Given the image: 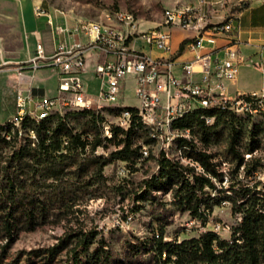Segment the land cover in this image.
Wrapping results in <instances>:
<instances>
[{"label": "rangeland", "instance_id": "1", "mask_svg": "<svg viewBox=\"0 0 264 264\" xmlns=\"http://www.w3.org/2000/svg\"><path fill=\"white\" fill-rule=\"evenodd\" d=\"M185 4L203 1L0 0V47L6 58L27 63L24 23L38 6L72 19H99L107 12L123 10L145 29L159 25L166 8ZM35 20L42 26L46 17ZM135 44L143 46L140 40ZM16 66L17 62L2 65L0 72ZM252 78L258 86L264 82L258 70ZM88 83L95 93L98 82L91 79ZM133 84L130 80L122 94L129 103L120 106L138 107ZM16 86L15 82L13 92L2 100L6 86L0 79V124L14 120ZM118 105L104 104L99 110L84 107L96 110L90 112L65 107L63 113L51 116L49 123L67 133L62 138L63 155L54 166L60 172L51 167L42 176L36 161L13 159L11 146H0V264H92L95 254L110 256L109 264H159L151 246L161 237L174 243L211 230L231 239L241 217L233 213L231 186L240 180L261 181L259 188L264 184V108L254 112L230 109L214 116L200 111L190 119V126L168 140L169 157L160 150L159 137L152 135V129L146 128L148 132L137 126L131 135V152L121 158L118 151L125 146L127 127L118 122ZM75 134L82 139L89 134L83 149L73 144ZM233 144L243 164L231 151ZM144 145L148 156L141 152ZM203 155H207L208 167L201 161ZM252 159L261 164L246 177ZM196 176L210 181L204 180L199 198L187 194ZM6 221L11 223L8 228ZM84 238L89 239L87 246Z\"/></svg>", "mask_w": 264, "mask_h": 264}, {"label": "built area", "instance_id": "2", "mask_svg": "<svg viewBox=\"0 0 264 264\" xmlns=\"http://www.w3.org/2000/svg\"><path fill=\"white\" fill-rule=\"evenodd\" d=\"M35 10L37 16L48 17L54 50L47 54L43 42L39 41L33 55L26 64L19 62L18 69L54 67L57 94L37 98L31 87L18 88L12 123L19 128L28 115H35L37 121L45 118L47 109L63 113L64 106L69 105H92L99 110L104 104H126L122 94L130 78L138 100V116L149 119L159 133L160 150L169 157L167 142L173 135L169 119L174 114L204 104L247 112L264 108V94L253 92L230 98L226 93L227 84L239 73L242 58L236 38L232 36L233 19L210 21L209 15L215 11L213 3H209L208 12L203 11L201 4L165 9L163 21L146 29L141 28L132 13L123 10L107 12L99 19L83 18L72 22L61 12H57L61 17L57 21L51 11L40 6ZM174 29L195 31L193 36L182 41V51L180 47L173 51ZM138 40L143 46L162 50L168 56H154L143 51L135 46ZM185 50L194 53V57L178 61L177 56ZM7 63L8 60L3 61ZM89 69L98 82L95 93L84 80ZM244 95L251 99H245ZM118 119L126 128L131 125L132 113L118 115ZM107 133L112 136L109 129ZM141 152L148 156L146 145Z\"/></svg>", "mask_w": 264, "mask_h": 264}, {"label": "trees", "instance_id": "3", "mask_svg": "<svg viewBox=\"0 0 264 264\" xmlns=\"http://www.w3.org/2000/svg\"><path fill=\"white\" fill-rule=\"evenodd\" d=\"M183 46L184 43L182 42L180 45L181 50ZM244 98L251 99L249 95H244ZM128 108L132 113V122L126 131L125 146L118 151L121 158H127L131 152V135L135 127L138 126L148 131L144 127L142 119L138 116V108ZM120 109L121 107H119ZM229 110L227 106L224 108L196 109L185 114L173 126L179 130L190 126V119L200 111L205 112L208 116H214L225 114ZM77 111L90 112L96 110L84 108L77 109ZM53 114L57 113L52 112L40 121L28 116L23 121L21 128L13 123L0 124V146H11L13 150L11 157L13 159L36 161L42 168L40 170L42 176H45V171L51 167L60 172V169L54 166L59 165L56 159L63 155V153H60L62 138L67 134L64 133L62 128L53 127L49 123ZM31 132L35 135V140L31 139ZM72 138H74L73 144L82 149L89 143V134L85 139H82L81 134H75ZM151 138L154 140L153 137ZM97 145L98 143L95 144V146ZM231 151L240 158V164H243L244 158L239 153L236 145L231 146ZM205 157L207 155H203L201 161L208 167ZM252 161V167L246 171V177L253 175L261 164L259 159H252ZM54 176L57 178L59 175L56 173ZM204 180L210 182L207 177L196 176V182L191 185L192 190L188 191L187 194L199 198L198 191L203 189ZM260 183L261 181H256L251 184L249 181L240 180L237 186H231L235 195L232 197L234 202L233 213H240L241 217L240 221L232 228L230 240L223 239L218 233L211 230L202 233L198 238L174 243L163 241L161 237L155 240L151 246V249L159 256V264H264V184L259 188ZM26 202H29L28 197ZM193 212L196 214L197 210ZM207 220V216H204L203 222L206 223ZM10 224V221H6L5 228H8ZM88 242V238L83 239L84 246H87ZM165 253L166 257L164 258ZM109 262L110 256L105 254H95L92 260V264H109Z\"/></svg>", "mask_w": 264, "mask_h": 264}, {"label": "crops", "instance_id": "4", "mask_svg": "<svg viewBox=\"0 0 264 264\" xmlns=\"http://www.w3.org/2000/svg\"><path fill=\"white\" fill-rule=\"evenodd\" d=\"M202 1L203 4L201 5H203L204 12H208L209 3L215 4V11H213L212 14L209 15L210 21L219 22L228 18L233 19L234 31L232 36L236 38V47L240 52L242 63L235 80L230 81L226 86L227 95L230 98H233L238 94H248L253 92L264 94V82L261 86H258L257 82L252 78V72L254 70L260 71L264 77V0ZM218 1H223L224 3H217ZM52 13L55 15L57 21L61 19L60 15L57 12ZM35 17H39L36 14V10H34V15L32 14L31 16H29V19L27 18L24 23L25 32L27 33L28 60L35 52L36 45L39 41L43 42L47 54H52L54 50L52 31L47 23L48 17L40 16L46 17L45 23H43L42 26H39L37 24ZM73 20L74 18L68 19L69 22H72ZM176 32L180 33V35L176 36ZM194 34L195 31L193 30L174 29L173 51H176L180 47L184 39L193 36ZM220 43L222 44L223 40H220ZM138 48L142 49L143 51H147L154 56H168V53H165L162 50L156 48H150L147 46H139ZM220 55H222V52L220 53ZM177 57L178 61H186L192 59L194 57V53L185 50L181 55H178ZM4 60H8V63L22 62L17 59V57L6 58L3 54V56L0 57V66L6 65L3 64ZM259 63H261V65H258ZM91 67L92 63L90 64V69ZM90 69L84 74V80L87 85H89L88 82L91 81V79H94V76ZM0 79L5 83L6 86L5 94L2 100L7 98L9 94L13 92V86L15 82L17 83L16 91L20 87H31L33 89V94L37 98L43 96L52 97L57 94V74L54 67L52 66H44L40 69L26 67L23 71H20L18 69V66L9 67L0 72ZM128 81H130V78L128 79ZM232 86L235 87L233 90H231ZM16 91L14 97L15 106ZM127 103L129 102H126V104ZM120 105L123 104H119L118 106Z\"/></svg>", "mask_w": 264, "mask_h": 264}, {"label": "bare ground", "instance_id": "5", "mask_svg": "<svg viewBox=\"0 0 264 264\" xmlns=\"http://www.w3.org/2000/svg\"><path fill=\"white\" fill-rule=\"evenodd\" d=\"M166 10H175V7H169V8H166ZM86 106H89V105H69V106H64L65 107H68V108H72V109H83L84 107ZM118 107H121L120 109V114L119 115H123L125 113H131V110H129L128 107H123V106H118ZM212 107H215L214 105H211V104H204V105H199L195 108H190V110H184L183 113H179V114H174L173 117H171L169 119V129L172 130V134L174 135V133H176V131H178L179 129L175 128L173 125L174 123L179 120L180 118H182L185 114L189 113L190 111H193V110H196V109H209V108H212ZM216 107H226V106H216ZM138 108V107H137ZM235 110H239V109H235ZM241 110H245V109H241ZM246 111V110H245ZM54 112V109H47L46 110V116L49 115L50 113ZM30 116L31 118H35L36 119V116L35 115H28ZM142 119V122L144 124V127L145 128H150L152 129V135L154 137H159V133L157 130H155V127L152 126V123L149 122V119L147 118H141ZM129 127V126H128ZM127 127V128H128ZM149 131V130H148ZM173 135L170 136V139H173ZM157 140V139H156ZM175 140V139H174ZM168 145V144H167ZM171 148V147H170ZM146 153H148V150H146ZM168 153V152H167Z\"/></svg>", "mask_w": 264, "mask_h": 264}]
</instances>
